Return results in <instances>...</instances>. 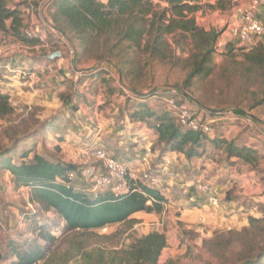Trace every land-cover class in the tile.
Returning <instances> with one entry per match:
<instances>
[{"label": "rangeland", "instance_id": "1", "mask_svg": "<svg viewBox=\"0 0 264 264\" xmlns=\"http://www.w3.org/2000/svg\"><path fill=\"white\" fill-rule=\"evenodd\" d=\"M19 1L21 0H13V4ZM37 1L26 0L28 5L21 9L20 14L23 15L25 27L32 26L38 33L44 34L46 47L42 46V48L40 42L34 44L38 46L37 51L30 50L34 48L27 49V47L33 44H29L30 40L21 32L19 36L0 32V42L11 49L10 56L0 59L4 60L3 64L10 62L13 68L21 67L22 62L31 55L38 57L49 55L57 59V55L62 54L64 58L60 60L62 59L63 62L61 66L53 65L51 71L47 69V73L43 75L45 81L39 80L35 83L34 86L37 87L44 84L43 88H48V91H41L43 96L35 97L30 102L31 108L23 103L14 104L10 101L15 110L7 119H0V146H8L9 137L16 130L21 132L26 128L23 122L35 128L37 122L44 119L42 116L49 114V112H43L45 109L56 113L63 112L68 107V103L63 104L61 94L75 92L81 95L79 99L82 98L80 100L82 102L78 103V112L73 113L71 110L68 114L64 112V117L69 118L72 115V122H76L77 129L80 128L81 131L71 130V123H69L66 134L69 133L68 136L71 138L67 145H77L79 143H74L75 141L90 136L91 141H85V143L97 146L100 143L97 142L100 135V140L98 139L101 141L100 148L114 153L116 146L120 142L125 145V139L127 141L129 138L137 151L139 149V152H143V148L148 146L147 153L150 152L146 165L142 160L137 161L138 158H136L135 164L130 167L131 170L136 169V175L140 174V176L144 174V169L154 173L161 163V160H158L160 145L157 143V136L152 129L143 125L139 126L138 123H133L126 117L123 118L121 113L126 115L128 112L125 104H130L126 103V95L119 94L118 90L117 93L108 91L109 88L114 89L120 86L127 93L134 90L135 93L142 95L163 90V88L182 89L190 95L193 103L199 108L197 112L205 109L209 113H217L219 120L215 122L213 132H223L228 138H236L240 144L255 146L258 151V160L254 165L243 163L236 158H230L229 161H216V165L209 171L211 183L225 185L222 190L225 194H222V197L219 196L216 205L209 203L208 194L198 191L195 186L198 170L205 167H199L200 162L198 164L194 162V165L187 168L186 165H181L179 158H176L175 161L171 160L178 165L176 171L172 169L171 173L169 166L170 171L167 175H157L161 181L158 187L167 198L160 214L136 213L130 216H133L131 221L105 226L103 227L105 230L101 228L90 233L65 232L63 220L57 215L52 212L40 215L41 218L48 219L50 224L48 229L55 234L56 240L48 244L37 239V243L43 245L47 252L43 260L37 264H88L87 254L91 249L99 246L101 248L113 245L125 246L134 238L151 231L164 232L167 238V245L159 257L158 264H235L239 259L250 257L263 247L264 225L263 227H260V224L255 227L250 226L248 217H261L264 210V103H258L264 92V62H256L257 58L264 59V50L261 48V45L264 46V37L248 47L227 43L225 34L228 26L248 5V0H217L215 9L206 7L196 13L198 25L207 30L213 28L220 31L221 35L215 43L212 73L207 77H192L188 81V87H184L183 82L188 79L192 70L193 50L189 39H185L178 33L171 34L166 37L170 50L153 55L138 48H131L130 43L119 37L116 38L115 33L112 32L103 35L85 51L76 47L73 60L69 61L63 52L64 43H60V40L39 22V11L41 13L42 8L38 10ZM45 1L43 0V3ZM25 9H28L30 13L27 14ZM44 13H47L46 6ZM177 40L180 42L176 43ZM69 43L71 44L70 41ZM60 48L62 53L57 51ZM106 50H112L113 54L107 56ZM104 54L106 58H102ZM45 60L49 63L54 62L53 59L44 58ZM106 67L111 70L115 78L109 81L108 85H103L100 78L105 77L106 74L102 73L99 76L96 74ZM118 68L122 70L123 75L119 73ZM5 69L0 70V75L1 72L6 73ZM18 70H15V76L8 74L9 80L6 78L7 83L15 80V83L11 85L12 89V86L15 87L24 80ZM56 76L62 84L60 87L53 83V78ZM82 76H86L87 79L78 85L77 81ZM105 86H109L108 89ZM62 87L64 89L59 91ZM24 89L16 90L18 96L14 100L23 99L22 95L26 93V88ZM87 93L90 95L86 96ZM57 98L58 101H56ZM93 99L92 108L87 110L85 105L91 103ZM149 104L157 110L163 107V103L156 98H150ZM92 109L103 112H94L91 111ZM236 110L255 116L262 123L253 119L252 125H249L240 115L234 113ZM116 126L119 131L129 134L122 136V141H114L111 138L114 137L111 132ZM7 128H9L8 133L5 132ZM43 136L44 139H37L36 149H41L39 145L45 141L47 148L56 155L53 144L49 142L51 139ZM67 148L68 146L64 147L65 150ZM176 173L179 175L176 176ZM6 174L0 172V242L2 243L6 234H9L10 238L18 239L20 234L26 235L29 221L24 219L23 213L35 212V208H31L29 201H26L24 189L15 190L9 183V175ZM217 174L220 176H216ZM96 188L94 186V189ZM228 189L230 190L226 193ZM231 198L234 199L231 200ZM38 218L35 217V219ZM110 234L113 237L109 239L99 237ZM1 247L3 248V244ZM82 248L85 250L84 255Z\"/></svg>", "mask_w": 264, "mask_h": 264}, {"label": "trees", "instance_id": "2", "mask_svg": "<svg viewBox=\"0 0 264 264\" xmlns=\"http://www.w3.org/2000/svg\"><path fill=\"white\" fill-rule=\"evenodd\" d=\"M36 3L38 4V1ZM217 3H203L202 0H50L46 5L45 14L57 31L68 38L75 50L77 47L85 51L103 35L114 32L116 38L127 41L131 48L156 55L170 50L167 36L180 34L190 40L193 50L192 70L188 79L183 82L184 87H188V81L192 77H207L212 73L215 43L221 32L213 28L207 30L198 25L196 13L206 7L215 9ZM26 5H28L26 0L15 4L13 0H0V32H9L15 36H19L21 32L27 38L23 32L25 25L20 14L21 9L27 7ZM27 39L30 40L29 44L40 43L38 37ZM178 42L180 41L177 40L176 43ZM261 48L264 50L263 45ZM106 51L107 56L113 54L112 50ZM105 54L102 58H106ZM35 60L37 59H32V62L34 63ZM257 60V63L264 62V59L257 58ZM3 61L0 59V62ZM117 70L123 75L120 68ZM102 73L106 74L105 77L100 78L103 85H108L109 81L115 78L107 67L96 76ZM86 76H82L83 79L77 81L78 85L86 81ZM105 87L108 89L109 86ZM163 90L142 95L135 93L134 90L127 93L120 86L108 89L109 93L118 92L126 95V103L130 104H125L128 112L126 115L121 113L123 118L126 116L131 122L152 129L157 136V143L160 145L159 166L164 163L163 159L170 152L182 154L186 160L183 165L187 168L194 165L197 159H201V166L207 159L229 161L230 158H236L246 164L256 163L258 151L255 146L240 144L237 139L228 138L223 132L209 134L178 124L173 113L163 102L164 95L161 96ZM72 93L61 94L63 104L68 103V107L63 112L39 120L35 128L23 122L26 128L21 132L16 130L9 137L8 146H0V172H9L10 182L15 190L28 188V201L35 204V214L23 213L24 219L29 221L26 235L20 234L18 239L4 234L6 236L4 242H0V264H37L43 260L47 252L43 245L37 243V239L48 244L56 240L55 234L48 229L50 228L48 219L40 217L48 212L54 213L63 220L65 232L90 233L105 226L131 221L129 217L137 212L160 214L167 202V198L158 187L159 184L150 186L138 180H130L129 189L123 192H116L113 188L94 189L95 176L104 173L99 166L97 172L93 167L94 164L60 161L56 156L57 151H60L58 147L55 148L56 155L50 151L45 152L44 149H36L37 139H44L43 135L54 137L56 135V139L63 140L69 123L71 130L80 129H77L76 122H72V115L69 118L64 117V112L67 114L71 111L78 112V103L82 102L80 101L82 98L79 99L81 95ZM150 98L162 102L163 107L157 110L151 106ZM258 103H264V92ZM14 110L9 94L5 93L0 85V119H7ZM235 112L240 116L244 114L241 110ZM210 114L215 115L214 112ZM8 129H5V132L8 133ZM115 131L116 133L112 134L114 137L110 135L109 137L114 141H122L121 137L125 135L120 133L117 126ZM91 147H101V145ZM117 155H119L118 148L114 153V156ZM121 162L125 164L124 161ZM170 164L166 173L159 172V175H167ZM88 167L93 170L89 177H85L82 173ZM177 167L178 165H175L172 169L176 171ZM69 173H73V178L69 177ZM150 173L153 172L150 170ZM199 173L200 169L197 177ZM35 217L39 218L35 219ZM263 221L264 210L261 217H248L250 226L255 227L260 224V227H263ZM99 237L109 239L113 236L110 234ZM166 245L167 238L164 232L151 231L134 238L125 246L113 245L108 248L99 246L91 249L87 254L88 264H158ZM84 253L85 250L82 254ZM235 264H264V246L252 256L241 258Z\"/></svg>", "mask_w": 264, "mask_h": 264}, {"label": "built area", "instance_id": "3", "mask_svg": "<svg viewBox=\"0 0 264 264\" xmlns=\"http://www.w3.org/2000/svg\"><path fill=\"white\" fill-rule=\"evenodd\" d=\"M50 0H38V10L42 8L38 20L39 22L48 29V31L58 38L60 43H64L63 52L69 58L75 53L73 45L69 43L67 37L62 35L54 27L52 21L45 15L44 9ZM23 32L27 38L38 37L41 38L37 30L32 26H26ZM227 43H235L242 46H251L257 43L262 37H264V0H248V5L243 9L237 19L228 26L226 32ZM62 53V49L59 50ZM11 49L6 46L3 42H0V57L10 56ZM57 59L64 58L62 54L57 55ZM46 59H55L45 55ZM51 71V68L48 69ZM21 75H29L28 70L23 69L20 71ZM163 96V102L166 108L173 113L176 122L178 124L193 129L202 130L206 133L211 134L214 130V124L219 120L217 113L211 115L207 110L202 109L197 112L199 108L191 100L190 95L182 89L178 88H164L161 96ZM236 113V112H234ZM241 116L244 122L252 125L253 117L243 112ZM237 115V113H236ZM88 158L95 160L99 163V167L104 170L101 175L95 176L96 189H107L113 188L116 192H123L129 189L128 182L130 180H138L144 184L150 186H157L160 182L157 175L159 172L164 174L168 169V165L171 163L169 158L164 159L156 171V173L147 172L143 170L142 176L136 175L133 171L129 170L128 166L123 164L119 159L113 157L106 149L100 147H89L88 150H83ZM148 153L146 152L142 161L146 165V159ZM92 168L88 167L83 170V175L89 177L92 173ZM73 173H69V177L73 178ZM196 188L203 194H208L207 200L209 203L216 205L219 201V193L213 188L207 168H200V173L197 177ZM32 204V205H31ZM29 206L35 208V204L29 202ZM105 230V228H103Z\"/></svg>", "mask_w": 264, "mask_h": 264}, {"label": "crops", "instance_id": "4", "mask_svg": "<svg viewBox=\"0 0 264 264\" xmlns=\"http://www.w3.org/2000/svg\"><path fill=\"white\" fill-rule=\"evenodd\" d=\"M217 0H202V2L203 3H209V4H214L215 2H216ZM25 12H27V14H29L30 12H29V10L28 9H25L24 10ZM46 16H47V14H45ZM22 17H23V15H22ZM40 34V36H41V38H39L40 39V42L42 43L40 46L42 47H46V45H44V43H45V41H44V34H41V33H39ZM38 46H36V45H32V46H28L27 47V49H30V48H34V49H30V50H36V48H37ZM42 47V48H43ZM37 51V50H36ZM26 52V51H25ZM29 57V58H28ZM26 59H25V61H23L22 63V66L20 67V66H18V67H16V68H13L12 66H11V63L10 62H8V63H5V64H3V62H0V70H2V69H5L4 71L6 72L5 74L4 73H2L1 72V75H0V82H1V86H2V89H3V91L5 92V93H8L9 94V96H10V101H13V103L15 104V103H23L24 105H27L29 108H31V103L30 102H32V100H34L35 99V97H39V95H42L41 93V91H48V88H43L44 87V84H42L40 87H37V86H34L35 85V83H37L39 80L40 81H45V78L43 79V75H44V73H47V69H49V68H52V67H54L53 65H57V66H61L62 65V59L60 60V59H55V60H53L54 62H51V63H49L48 61L47 62H45L43 59H44V56L42 55V56H33V55H31V56H28ZM32 59H37V60H35V62L33 63L32 62ZM40 60H42V61H40ZM64 60V59H63ZM67 60H69V59H67ZM70 61V60H69ZM64 63H66V62H64ZM71 64H72V62H70ZM20 68H22V69H20ZM18 70V69H20V70H18V73H19V75L22 77V78H24V80L23 81H21V83L20 84H18L17 86H12L13 87V89L11 88V85H13V83H15V80H14V82H11V83H7L8 82V80H9V78H10V76H8V74L9 75H12V76H15L16 74L14 73L15 72V70ZM23 69H26V70H28V73H29V75H21L20 74V71H22ZM4 74V75H3ZM8 80H7V79ZM12 80V79H11ZM53 83L55 84V85H57V87H60V86H62V84L61 83H59V77H55V78H53ZM22 87H24V88H26V93L24 92V95H22L23 96V99H20V100H14V98L16 97V96H18L17 95V93H16V90H18V91H22L24 88H22ZM84 87V86H83ZM39 88H42V89H39ZM55 88V87H54ZM56 89V88H55ZM62 89H64V87H62V88H60L59 89V91H61ZM25 90V89H24ZM37 95V96H36ZM88 95H90V94H86V96H88ZM112 95V94H111ZM43 96V95H42ZM113 96V95H112ZM41 97V96H40ZM114 98H116V97H114ZM59 99H60V97H59ZM118 99V98H117ZM56 101H58V98H57V100ZM86 101H89V100H86ZM93 101H94V99L92 100V102L91 103H89V104H86L85 105V108L88 110V109H91L92 107L91 106H93ZM120 101V100H119ZM61 103V102H60ZM83 103H84V101H83ZM44 106V105H43ZM116 109H117V107H116ZM86 110H84V112H85ZM91 111H94V109H92ZM43 112H49V114H45L44 116H42V117H48L49 115H51V114H54V113H56V112H52L51 110H46L45 109V111H43ZM52 112V113H51ZM94 112H103V111H98L97 109H95V111ZM126 117V116H125ZM253 117V119L254 120H257L258 122L260 121L261 122V120H259V118H257V117H255V116H252ZM127 118V117H126ZM43 119V118H42ZM262 123V122H261ZM115 127V126H114ZM71 131V130H70ZM79 131H81V130H79ZM123 132V133H122ZM110 133V132H109ZM112 134H115L116 133V131H115V129L111 132ZM120 133L121 134H124L125 136L126 135H129L128 133H126V132H124V131H121L120 130ZM69 134V133H68ZM68 134H65V136H64V139L63 140H58V139H56L55 137H56V135H55V137L54 136H47V138L48 139H51V140H49V142H51L53 145V147H54V150H55V148H59L60 149V151L57 153V158L60 160V161H63V162H72V163H74V164H80V163H88V164H94V168L96 169V171L98 172V170H99V168H98V166H99V163L98 162H96L95 160H91V158H88L85 154H82V153H84V151L83 150H88V148H89V146L90 145H87V143H85V141L87 142V141H91V138H89L90 136H88V137H86L85 139L84 138H81V139H79V137L78 136H75V137H77L79 140H77V141H75L74 143H76V142H78L79 144H70V145H67V143L68 142H70L69 141V139L71 138V136H68ZM71 134V133H70ZM72 135V134H71ZM53 137V138H52ZM127 138V137H126ZM54 139V140H53ZM100 140V135H99V138H97V142H100L101 143V141H99ZM236 139V138H235ZM84 140V141H83ZM53 141V142H52ZM83 141V142H82ZM125 145L124 144H122V142H120L119 143V145L118 146H116L117 148H118V150H119V155H117V156H114V153L113 152H109L110 154H112L115 158H117V159H119V160H121V161H124V163H125V165H127L128 166V168H129V170H131L132 168H130V167H132L134 164H135V160H136V158H138V160L137 161H141L142 159H143V157H144V155H145V153L147 152V150H149V148H148V146H146L145 148H143V152L141 151V152H139V149H138V151H137V148H136V146L134 145V144H132L131 143V141L129 140V138L127 139V141H126V139H125ZM64 143H66V144H64ZM99 143V144H100ZM40 144V143H39ZM87 145V146H86ZM40 146V150H42V149H44L45 150V152H47V151H50L49 150V148H47V144H46V142L44 141V142H42V145H39ZM65 146H68V148H67V150H65L64 149V147ZM91 147V146H90ZM144 149H146V151L144 152ZM135 151H137V153H135ZM50 152H52V151H50ZM150 157V152L148 153V158ZM147 158V159H148ZM166 158H169L170 160H172V161H175V159L176 158H179L178 160H180V162H181V165H183V164H185L186 163V160H185V158H184V156L182 155V154H180V153H177V152H170V153H168V154H166V156H165V158L164 159H166ZM163 159V160H164ZM171 161V164H170V169H171V173H172V168H173V166H175V163L174 162H172ZM197 164L200 162L201 163V159H197L196 161H195ZM198 164L199 165V167L201 166V164ZM216 165V161H214V160H209V159H207V160H205V162L203 163V166L204 167H206L207 169H208V171H211V169L214 167ZM198 166H197V168H199ZM134 169V168H133ZM131 171H133L135 174H136V169L135 170H131ZM1 173H7L6 175H9V179H10V174H9V172L8 171H1ZM176 176H177V174H176ZM216 176H220V175H216ZM173 180V179H172ZM214 181V178L212 177V182ZM9 183H10V185L12 186V184H11V182H10V180H9ZM213 184V186L219 191V196L220 197H222V194L224 195L225 194V192L224 193H222V190H224V187H225V185H223V184H218V183H216V182H213L212 183ZM22 189H24V191H25V196H26V201H28V188H22ZM229 190L230 189H228L227 191H226V193H228L229 192ZM17 191H20L19 189L17 190ZM137 213H140V212H137ZM134 214H136V213H134ZM134 214H132V215H134ZM133 217V216H132ZM132 217H129V218H132Z\"/></svg>", "mask_w": 264, "mask_h": 264}]
</instances>
